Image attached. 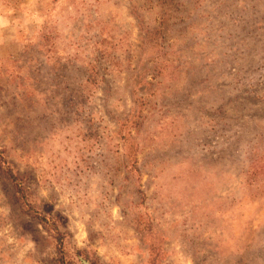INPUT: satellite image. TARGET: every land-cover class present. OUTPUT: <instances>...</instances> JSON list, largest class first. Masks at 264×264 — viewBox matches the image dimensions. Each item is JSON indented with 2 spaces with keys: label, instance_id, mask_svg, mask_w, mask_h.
Segmentation results:
<instances>
[{
  "label": "rangeland",
  "instance_id": "374dc122",
  "mask_svg": "<svg viewBox=\"0 0 264 264\" xmlns=\"http://www.w3.org/2000/svg\"><path fill=\"white\" fill-rule=\"evenodd\" d=\"M69 258L264 264V0H0V264Z\"/></svg>",
  "mask_w": 264,
  "mask_h": 264
},
{
  "label": "trees",
  "instance_id": "16d2710c",
  "mask_svg": "<svg viewBox=\"0 0 264 264\" xmlns=\"http://www.w3.org/2000/svg\"><path fill=\"white\" fill-rule=\"evenodd\" d=\"M4 161V160H3ZM12 172V171H11ZM9 179H11V181L13 182V185L16 187V193L18 194V200H20L21 201V203L23 204V206H25V205H27V207H28V211H30L31 213L33 212L34 214H36L37 215V211H36V208H34V206L30 203V202H27L26 200H25V194H20L21 193V190H22V188H21V186H20V184L17 182V178H15V176L12 174V173H9ZM46 219V218H45ZM47 220V219H46ZM63 236V235H62ZM62 236H60V237H62ZM65 242V241H64ZM63 241H62V244L64 243ZM78 260H75V259H73V258H69V260H68V262H64V264H81V263H78L77 262ZM55 264H61L60 262H58V263H55ZM90 264H98V263H95V262H91L90 261Z\"/></svg>",
  "mask_w": 264,
  "mask_h": 264
}]
</instances>
